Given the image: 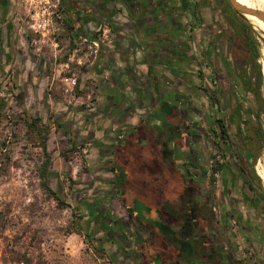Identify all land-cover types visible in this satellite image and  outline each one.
Here are the masks:
<instances>
[{
    "label": "crops",
    "instance_id": "0c3cea01",
    "mask_svg": "<svg viewBox=\"0 0 264 264\" xmlns=\"http://www.w3.org/2000/svg\"><path fill=\"white\" fill-rule=\"evenodd\" d=\"M62 9L53 49L19 25L21 0H0V80L19 114L52 127L50 179L85 235L114 264H247V236L260 231L245 167L231 155L215 175L222 182L209 174L220 159L209 144L216 100L231 128L240 123L243 27L234 10L229 22L212 0H62ZM103 23L111 43L96 66L73 65L79 87L67 95L59 65ZM79 145L89 154L76 169Z\"/></svg>",
    "mask_w": 264,
    "mask_h": 264
},
{
    "label": "rangeland",
    "instance_id": "374dc122",
    "mask_svg": "<svg viewBox=\"0 0 264 264\" xmlns=\"http://www.w3.org/2000/svg\"><path fill=\"white\" fill-rule=\"evenodd\" d=\"M237 21L245 27V34L250 33L253 41L250 48L239 39V57L244 66L241 71V104L244 106L240 110L253 108L260 118L254 114L250 125H243L241 113L240 123L236 122L230 132L236 134L241 149H246L238 151L245 165L244 179H253L255 194H261L264 180L259 171H264V138L259 131L264 133V36L247 19L238 15ZM258 66L261 67L263 86L255 94L246 84L249 79L256 82ZM6 97L0 86V103ZM13 101V105L7 104L0 113V264H114L107 254L97 250L96 240L85 235L83 220L77 219L71 208H65L46 190L41 179L45 161L42 145L46 133L40 127L30 129L28 117L18 113L17 100ZM218 119L226 121L222 114ZM217 179L222 182L221 176ZM70 183L73 187L75 181L70 179ZM48 185L54 189L52 179ZM56 192L63 194L62 190L56 189ZM250 235L247 236V248L252 255L248 263L258 264L252 241L258 248L262 247L264 258V234Z\"/></svg>",
    "mask_w": 264,
    "mask_h": 264
},
{
    "label": "built area",
    "instance_id": "2783aa9c",
    "mask_svg": "<svg viewBox=\"0 0 264 264\" xmlns=\"http://www.w3.org/2000/svg\"><path fill=\"white\" fill-rule=\"evenodd\" d=\"M21 2L24 7L19 20L21 28L39 37L43 44L59 49L60 38L66 27L62 0H21ZM112 37V27L108 23H103L98 27L94 38H82L76 42L75 48L67 55V61L59 65L61 82L67 95L74 96L79 87V77L72 72L73 65L77 68L96 66L102 47L111 43ZM88 100L90 104H94L95 94H89ZM75 153L73 156L75 168H81L85 157L89 154V149L83 147Z\"/></svg>",
    "mask_w": 264,
    "mask_h": 264
},
{
    "label": "trees",
    "instance_id": "16d2710c",
    "mask_svg": "<svg viewBox=\"0 0 264 264\" xmlns=\"http://www.w3.org/2000/svg\"><path fill=\"white\" fill-rule=\"evenodd\" d=\"M247 1H248V5H249L250 9H254V0H247ZM233 13L235 14V17L237 18L238 15L234 11H233ZM233 21H234V19H233ZM242 27L243 28H242L241 34L239 33V39H240V41L242 40L241 42L244 43L246 45V47L251 48L253 45V41L250 39V33H248V31H247V34H245L244 33L245 27L244 26H242ZM246 85H247V88L250 89L253 93H255V94L259 93V91L261 90V88L263 86V75H262V71H261L260 66H258V79L256 80V82L253 83L252 79H249ZM0 86H1V91L5 92L6 96H7L6 97L7 99H3L2 103H0V113H1L2 110L5 108V106L10 103V100H11L13 94L11 93V90L9 89L8 84L6 83V80L1 81ZM216 104L218 107V113L223 114L224 112H223V106L221 105V102L216 100ZM241 106H244V105L241 104ZM262 111L264 112L263 108H262ZM241 113H243V116H244L243 117V119H244L243 125H250V121L254 117V114H256L258 118H260V114L255 113L254 109L250 108V107H248V108L243 107V109L241 110ZM27 122H28V126L30 127V129L40 127L46 133V135L43 139V145H42L45 161L43 163L44 168H43V171L41 174V179L44 181V185H45L46 190L50 194H52L53 197L59 203H61L65 208H71L72 206L70 203H68L66 201V198L62 197L54 189H52V187H50L48 185V181L51 177V166H52V156L50 155V152H49L48 140H49V136L51 134L52 127L50 125H46V124L42 123L41 119H31V122H29V118H28ZM216 124H217V131H214V134H216L217 142L216 141H210L209 142L210 147H212V145H213L214 150L217 151V155L220 156V159H218L217 156L213 157L214 163L211 165V168H210V173H209L210 174V180H211V183H213V184H215L217 182V179L215 177V175L217 173H222L224 176L225 171L227 170L228 161H230L231 155H234L238 159L239 162L241 161L243 164V167L245 166L243 159H241L238 151L242 152V151L246 150L244 148L241 149L242 147H240L237 140L231 134V132H230L231 127L227 124L226 121L218 119L216 121ZM259 134H263V138H264V133L262 131L261 132L259 131ZM75 147H76V151H79L84 147V145L74 146L72 149H74ZM251 155H253V154L251 153ZM66 158H68V156H66ZM252 159L253 160L256 159L254 155L252 156ZM243 172L245 173V171H243ZM256 178L259 179V177H256ZM252 180L251 181L248 180L246 182V185L248 186V192L250 194L248 196L249 199L247 201L249 202V205L253 208V210L255 212H257L256 214H257L258 218L254 217V219H253V223L256 222V223H254V225L256 226V229L264 234V225L260 226V223H261L260 216L262 214H264V209L261 208L262 207L261 205H260L261 207H258V202L256 201V198H258L259 193L253 194V192H255V189L253 187V181ZM260 193H261V196L264 198V191H261ZM232 214H234V215L238 214L237 210L233 211ZM76 233L80 234L78 231ZM252 243L254 245V249L258 251L259 248L256 246V243L254 241H252ZM97 250L105 253L104 250L100 249L98 246H97ZM255 256L257 257V263L258 264H264V258L262 256L261 250H259V252H257V254ZM247 264H249V263H247Z\"/></svg>",
    "mask_w": 264,
    "mask_h": 264
},
{
    "label": "flooded vegetation",
    "instance_id": "af4514ba",
    "mask_svg": "<svg viewBox=\"0 0 264 264\" xmlns=\"http://www.w3.org/2000/svg\"><path fill=\"white\" fill-rule=\"evenodd\" d=\"M212 1L216 4V6L220 8L222 15L226 17L227 21L230 22V20H232L233 17L231 16L232 7L229 3V0H212ZM259 174L264 180V171H259ZM256 201L258 202V207L262 206L261 208L264 209V198L261 196V194H258V198H256ZM260 218H261L260 226H263L264 225V214H262Z\"/></svg>",
    "mask_w": 264,
    "mask_h": 264
},
{
    "label": "water",
    "instance_id": "95a60500",
    "mask_svg": "<svg viewBox=\"0 0 264 264\" xmlns=\"http://www.w3.org/2000/svg\"><path fill=\"white\" fill-rule=\"evenodd\" d=\"M229 3L231 5L232 9L235 11V13L237 15H239L240 17L247 19V21H249L248 17L254 16V17H257L259 20H261L264 23V13L263 12L247 8V7L239 4L236 0H229ZM263 36H264V34H263ZM263 98H264V91H263Z\"/></svg>",
    "mask_w": 264,
    "mask_h": 264
},
{
    "label": "bare ground",
    "instance_id": "6f19581e",
    "mask_svg": "<svg viewBox=\"0 0 264 264\" xmlns=\"http://www.w3.org/2000/svg\"><path fill=\"white\" fill-rule=\"evenodd\" d=\"M237 2L247 8H250L247 0H237ZM254 10L261 11L264 13V0H254ZM249 21L259 30V32L264 34V23L257 17L249 16ZM264 67V66H263Z\"/></svg>",
    "mask_w": 264,
    "mask_h": 264
}]
</instances>
